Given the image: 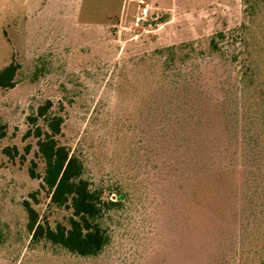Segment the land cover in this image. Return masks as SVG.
<instances>
[{
	"label": "rangeland",
	"instance_id": "374dc122",
	"mask_svg": "<svg viewBox=\"0 0 264 264\" xmlns=\"http://www.w3.org/2000/svg\"><path fill=\"white\" fill-rule=\"evenodd\" d=\"M144 5L148 20L136 25ZM242 9V0H0V69L12 59L20 66L15 86L0 92V264H264V127L253 130L257 145L232 157L220 122L206 120L200 144L211 174L183 190L168 177L169 154L156 155L133 130L156 85L148 66L132 60L182 43L205 47L242 22ZM46 101L64 119L58 142L80 159L82 178L101 202L126 194L103 209L109 242L94 259L30 247L26 235L21 203L43 172L27 117ZM38 198L50 224L68 215Z\"/></svg>",
	"mask_w": 264,
	"mask_h": 264
},
{
	"label": "trees",
	"instance_id": "16d2710c",
	"mask_svg": "<svg viewBox=\"0 0 264 264\" xmlns=\"http://www.w3.org/2000/svg\"><path fill=\"white\" fill-rule=\"evenodd\" d=\"M242 4V22L230 31L210 36L205 47L195 42L182 43L132 60L133 65L148 66L156 85L155 95L142 99L144 107L133 130L141 141L150 139L156 155L169 154L168 177L175 189L195 187L211 174L202 161L200 144L206 120L211 123L217 118L220 122L221 135L231 149L226 151L232 157L261 140L260 133L253 130L258 125L264 127V0H242ZM19 68L12 59L0 69V92L15 86ZM50 107V101H46L27 117L31 127L26 136L36 139L43 172L38 189L21 203L26 235L30 237V247L49 244L77 259H94L109 242L101 223L103 209L119 206L126 194H119L117 203L101 202L99 193L82 178L80 159L58 142L64 119L52 113ZM140 149L147 151L148 147L142 144ZM133 150L132 155L136 153ZM4 151L10 157L17 154L15 148ZM147 161L141 165L147 167ZM34 168L33 163L28 170L32 179L38 178ZM41 193L48 200L47 209H64L68 215L50 224L47 216H41L36 209ZM148 225L143 228L145 235L151 233ZM3 242L0 233V247Z\"/></svg>",
	"mask_w": 264,
	"mask_h": 264
},
{
	"label": "built area",
	"instance_id": "2783aa9c",
	"mask_svg": "<svg viewBox=\"0 0 264 264\" xmlns=\"http://www.w3.org/2000/svg\"><path fill=\"white\" fill-rule=\"evenodd\" d=\"M140 4L143 5L142 1H139ZM148 6L144 5L142 8L139 9V11L136 13L135 15V24L137 25V23L139 22H146L148 19Z\"/></svg>",
	"mask_w": 264,
	"mask_h": 264
}]
</instances>
